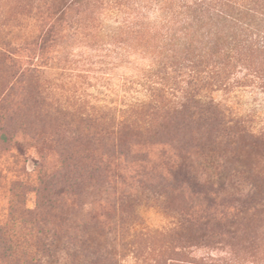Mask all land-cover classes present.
<instances>
[{
    "label": "rangeland",
    "instance_id": "1",
    "mask_svg": "<svg viewBox=\"0 0 264 264\" xmlns=\"http://www.w3.org/2000/svg\"><path fill=\"white\" fill-rule=\"evenodd\" d=\"M191 1L0 0L9 40L0 57V222L23 225L17 208L38 200L21 239L39 240L37 264H74L83 252L84 264H264L263 50L200 97L206 107L179 118L166 144L148 139L142 164L112 156L105 137L80 145L53 110L85 103L97 113V104L123 109L141 97L145 51L161 39L154 25L164 7ZM33 63L29 81L21 71ZM106 150L88 172L85 158ZM9 260L1 254L0 264Z\"/></svg>",
    "mask_w": 264,
    "mask_h": 264
},
{
    "label": "trees",
    "instance_id": "2",
    "mask_svg": "<svg viewBox=\"0 0 264 264\" xmlns=\"http://www.w3.org/2000/svg\"><path fill=\"white\" fill-rule=\"evenodd\" d=\"M164 9L166 14L154 25L162 30L160 44L143 53L148 63L143 68L144 80L140 82L144 89L141 97H132L123 109H108L97 104V113L93 106L85 103L84 106L53 108L62 120L75 126L74 133L79 138L76 141L80 145L89 136L105 137L111 139L112 156L118 153L115 158L131 159L127 164H142L148 155V139L157 138L156 143L166 144L170 129L174 128L176 133L178 119L191 108L206 107L200 97H208L227 83L231 67L241 64L255 51L264 52V0H193L178 3L175 9L169 6ZM8 46L9 40L3 41L0 32L3 61ZM35 67L33 63L32 67L22 70L21 75L29 81L34 79ZM106 155L110 156L108 150L98 158L97 155L85 158L92 163L88 172L97 171L99 160ZM40 206L37 200L33 209L17 208L23 225H5L4 219L0 222V238L15 237L12 241L9 237L0 246L2 257H10L9 262L13 259L15 264H37L39 261L34 257L39 240L30 244L32 238L23 242L21 239L27 232L31 233L24 225L23 216ZM48 206L57 209L51 203ZM74 256V264H84L88 258L84 252ZM88 262L86 264H95L92 260Z\"/></svg>",
    "mask_w": 264,
    "mask_h": 264
}]
</instances>
